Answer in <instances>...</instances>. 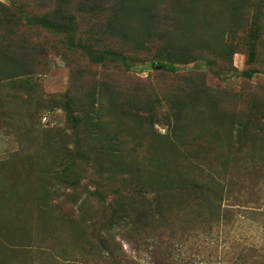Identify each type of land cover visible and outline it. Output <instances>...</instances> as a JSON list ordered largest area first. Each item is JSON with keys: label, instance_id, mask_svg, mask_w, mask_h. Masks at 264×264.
I'll use <instances>...</instances> for the list:
<instances>
[{"label": "rangeland", "instance_id": "1", "mask_svg": "<svg viewBox=\"0 0 264 264\" xmlns=\"http://www.w3.org/2000/svg\"><path fill=\"white\" fill-rule=\"evenodd\" d=\"M111 196L125 264H264V0H0V264H110Z\"/></svg>", "mask_w": 264, "mask_h": 264}, {"label": "trees", "instance_id": "2", "mask_svg": "<svg viewBox=\"0 0 264 264\" xmlns=\"http://www.w3.org/2000/svg\"><path fill=\"white\" fill-rule=\"evenodd\" d=\"M65 103H66V100H65ZM95 119L99 120L100 116H97ZM74 121L78 122L79 118L75 117ZM174 128L176 130V127ZM143 134L145 135V132ZM151 144L153 145V141H151ZM112 154H113L112 156H114L117 154V152L115 151ZM200 171L204 172V170H200ZM185 175H188V174H185ZM167 180L170 181L169 179ZM187 181H191V180L182 179L179 182L182 189H184L186 186L189 185ZM74 185L75 184H73V186ZM202 186L203 185H199L197 188L201 189ZM203 189L206 190L205 191L206 194L202 195L201 197L198 196V198H200L201 205L204 206L203 203L208 204L210 208L208 209L209 210L208 218L211 219L213 215L217 212V208H215L213 205L215 204L217 200L221 199V194L219 193L220 190H217V188L213 187V185L204 186ZM184 192L186 194V189ZM167 193H170V191H168ZM176 194H178L180 198L184 199L185 194L184 195H181L180 193H176ZM118 200L119 199L117 197H112V196L110 197V201H109L110 208L108 211L109 214H108V223H107L108 226L105 231V233L107 234V237L104 239L103 245L100 244L101 246L100 249H107L106 245L109 247L108 248L109 258L107 257V259L110 261L109 263L110 264H125L124 254H123V251L121 250V246L117 245V243H113L114 241L112 237L116 229H120L119 231L121 232V235L123 237L131 238L132 236V237L137 238V241H142V242L149 240L150 244H152L153 249H154L153 253L157 252V253L162 254L163 256L168 257L169 256L168 249L162 246L163 231L160 230V228L157 225H149L147 220L144 219V217L145 218H149L151 216L153 217L152 210L148 208L147 210H142L140 208L139 212L134 211V209L129 208L128 206L129 204L127 206L124 204L123 207H120L121 205L119 204ZM121 200L123 201L126 199H122L121 197ZM126 202L128 201L126 200ZM150 206L152 207L153 205L150 204ZM184 206L185 205H183V202L180 203V205H177V213H181V215H184V210H186ZM125 208H129V210ZM107 238H109L110 242L105 243L106 242L105 240ZM101 239L103 238L101 237Z\"/></svg>", "mask_w": 264, "mask_h": 264}]
</instances>
